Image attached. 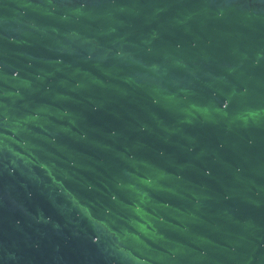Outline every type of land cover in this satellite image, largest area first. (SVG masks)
Instances as JSON below:
<instances>
[{"label": "water", "instance_id": "1", "mask_svg": "<svg viewBox=\"0 0 264 264\" xmlns=\"http://www.w3.org/2000/svg\"><path fill=\"white\" fill-rule=\"evenodd\" d=\"M0 264H264V0H0Z\"/></svg>", "mask_w": 264, "mask_h": 264}]
</instances>
